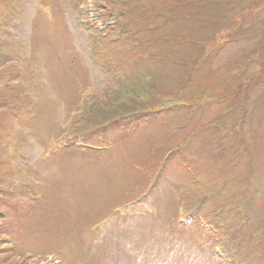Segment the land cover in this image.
<instances>
[{"label":"rangeland","instance_id":"obj_1","mask_svg":"<svg viewBox=\"0 0 264 264\" xmlns=\"http://www.w3.org/2000/svg\"><path fill=\"white\" fill-rule=\"evenodd\" d=\"M103 1L0 0V264H264V0Z\"/></svg>","mask_w":264,"mask_h":264},{"label":"trees","instance_id":"obj_2","mask_svg":"<svg viewBox=\"0 0 264 264\" xmlns=\"http://www.w3.org/2000/svg\"><path fill=\"white\" fill-rule=\"evenodd\" d=\"M87 3V2H86ZM107 3H108V0H104L103 1V3H99L100 5H98L99 7H101V10H99V13H102V18H104V19H108V14H114V13H110V11H108V9H106L105 10V8H106V6H107ZM104 10V11H103ZM112 12V11H111ZM150 13H152V10H151V12ZM157 13H162V12H157ZM153 19V18H152ZM172 19V18H171ZM144 26H146V24L144 25ZM139 30L138 31H142V30H144L145 28L142 26V27H140V28H138ZM147 30V29H146ZM137 31V32H138ZM102 37H104L105 35L104 34H100ZM135 37H136V35H135ZM98 38H100V36L98 37ZM133 38H134V36H133ZM145 40H150V39H144V41ZM96 41V40H95ZM99 40H97V42H98ZM134 41L135 42H137L138 41V38L135 40L134 39ZM96 42V43H97ZM167 43V41L166 40H163L162 38H161V41L159 42L162 46H163V44L164 43ZM170 43H172V42H168V44H170ZM132 44V43H131ZM137 44V43H136ZM150 45V44H149ZM148 46V45H147ZM143 47L142 45H138V46H135V54H136V52L138 53V56H139V60H140V62H146V61H148L149 59H150V55H151V53L148 51V47ZM151 46L154 48V46H153V42H152V44H151ZM136 49H138L137 51H136ZM150 49H151V47H150ZM202 56H204V55H202ZM200 59L201 58H198L197 60H196V63L198 64V61H200ZM174 63V62H173ZM175 64L176 65H183V66H185L186 68L189 66L190 68H188V70H187V72H188V74L186 75V77L184 78V79H182V80H180V82L181 83H178V85L177 86H175L174 88H171L170 89V91L168 92V96L166 97H164V98H167L168 99V101L166 102V106L167 107H165V106H161V107H159V112H155V111H150V110H152V109H155V108H157V106H155V107H153V108H151V109H149V107H144V108H141L142 110H137V111H145V109L147 108V109H149V112H148V110H146L145 111V113H148V114H152V116L151 117H148L149 119H146L144 122L142 121V123H140L141 121H138V124L136 125L135 123L133 124V125H131V128L133 129H135V128H137L138 126H142V125H144L145 123H152V121H148V120H151V119H154V118H159L160 120H166V116H168L169 114H170V111L172 112V111H177V110H180V109H187L188 107H191L190 109L191 110H196L198 107H199V103H201V101L204 99V101H205V103H207L209 100H210V95H209V92H208V90H205V94H202L201 95V97H199L198 99H197V97L194 99V100H192V101H189V100H182V99H180V98H182L183 97V95H184V88L186 87V84L188 83V81L190 80V78L192 79V80H194V73L196 72V70H197V68L195 67V65H189V62H183L182 64L181 63H178V62H175ZM149 68H147V69H145V71H147ZM188 85V84H187ZM151 86V85H150ZM150 89H152L153 88V86H151V87H149ZM145 90H146V88H144ZM134 90V89H133ZM159 93L158 91H156L155 89H154V91H152L151 92V95H154L155 93ZM134 93L135 94H130L131 96H127V97H131L132 99H133V102L130 104V106H134V107H136V108H138V106H140L141 105V103H142V101H140V98H141V96H143L144 94H145V92L144 91H142V89L140 88V89H137V90H134ZM195 95V94H194ZM0 96H2V94H0ZM125 96H126V94H125ZM2 97H4V99H6V97L5 96H2ZM155 97H156V99L160 102H162V101H164L163 99L164 98H162L163 96L162 95H160V94H158V95H155ZM161 98H162V100H161ZM7 100V99H6ZM170 100H172V102H170ZM215 101V100H214ZM227 101V100H226ZM160 102V103H161ZM204 103V104H205ZM5 105V104H4ZM121 106H120V104H117V106H113V107H111L110 109H107L108 111H110V112H114L113 113V115H116V114H118V112H116L117 110H118V108H120ZM125 107H127V106H125ZM125 107H122V109L121 110H124L123 108H125ZM78 115V114H77ZM159 116V117H158ZM82 117H83V115H82ZM81 117V118H82ZM91 119V118H90ZM90 119H88L87 121H89ZM148 121V122H147ZM140 123V124H139ZM73 140V139H72ZM71 140V141H72ZM143 202V201H142ZM144 203V202H143ZM209 224V223H208ZM210 225V224H209ZM212 229H215V227H213V226H210ZM219 248V247H218ZM218 253L220 254V256L221 257H223L224 259H227L226 261H227V263H232L231 262V259L230 258H227L226 257V252L224 251V250H221L220 248H219V250H218Z\"/></svg>","mask_w":264,"mask_h":264},{"label":"flooded vegetation","instance_id":"obj_3","mask_svg":"<svg viewBox=\"0 0 264 264\" xmlns=\"http://www.w3.org/2000/svg\"><path fill=\"white\" fill-rule=\"evenodd\" d=\"M259 13L264 14V11H260ZM261 14H260V15H261Z\"/></svg>","mask_w":264,"mask_h":264}]
</instances>
